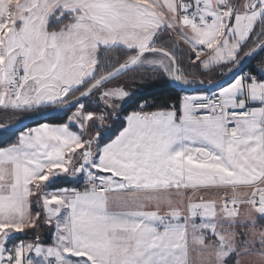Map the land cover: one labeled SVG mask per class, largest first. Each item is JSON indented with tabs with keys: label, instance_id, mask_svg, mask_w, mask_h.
<instances>
[{
	"label": "snow or ice",
	"instance_id": "obj_1",
	"mask_svg": "<svg viewBox=\"0 0 264 264\" xmlns=\"http://www.w3.org/2000/svg\"><path fill=\"white\" fill-rule=\"evenodd\" d=\"M0 264H264V0H0Z\"/></svg>",
	"mask_w": 264,
	"mask_h": 264
},
{
	"label": "crops",
	"instance_id": "obj_2",
	"mask_svg": "<svg viewBox=\"0 0 264 264\" xmlns=\"http://www.w3.org/2000/svg\"><path fill=\"white\" fill-rule=\"evenodd\" d=\"M242 211H243V209H242Z\"/></svg>",
	"mask_w": 264,
	"mask_h": 264
}]
</instances>
